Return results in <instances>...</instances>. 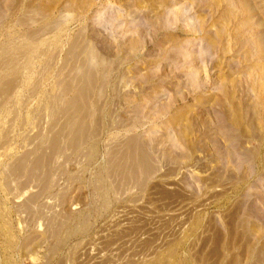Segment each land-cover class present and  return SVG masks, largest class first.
<instances>
[{
    "label": "rangeland",
    "instance_id": "obj_1",
    "mask_svg": "<svg viewBox=\"0 0 264 264\" xmlns=\"http://www.w3.org/2000/svg\"><path fill=\"white\" fill-rule=\"evenodd\" d=\"M0 264H264V0H0Z\"/></svg>",
    "mask_w": 264,
    "mask_h": 264
},
{
    "label": "crops",
    "instance_id": "obj_2",
    "mask_svg": "<svg viewBox=\"0 0 264 264\" xmlns=\"http://www.w3.org/2000/svg\"><path fill=\"white\" fill-rule=\"evenodd\" d=\"M50 159L48 156H44L41 160V162L37 165L34 166L35 169H39V171H43L44 168H46V166L49 164ZM50 170H47L45 172H43L42 175L48 176L50 174Z\"/></svg>",
    "mask_w": 264,
    "mask_h": 264
},
{
    "label": "bare ground",
    "instance_id": "obj_3",
    "mask_svg": "<svg viewBox=\"0 0 264 264\" xmlns=\"http://www.w3.org/2000/svg\"><path fill=\"white\" fill-rule=\"evenodd\" d=\"M134 146H135V145H134ZM134 146H133V147H134ZM133 149L135 150V147H134ZM130 154H131V153H130ZM144 157H145V156H144ZM145 159H147V158H145ZM21 166H22V165H21ZM19 169H20V168H19ZM135 170H136V169H135Z\"/></svg>",
    "mask_w": 264,
    "mask_h": 264
}]
</instances>
